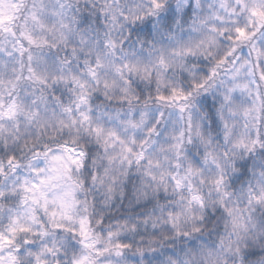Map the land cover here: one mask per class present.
I'll list each match as a JSON object with an SVG mask.
<instances>
[{"label": "snow or ice", "instance_id": "1", "mask_svg": "<svg viewBox=\"0 0 264 264\" xmlns=\"http://www.w3.org/2000/svg\"><path fill=\"white\" fill-rule=\"evenodd\" d=\"M0 264H264V0H0Z\"/></svg>", "mask_w": 264, "mask_h": 264}]
</instances>
